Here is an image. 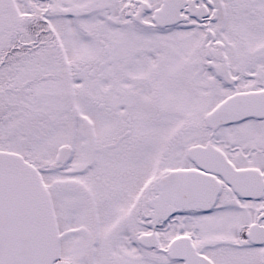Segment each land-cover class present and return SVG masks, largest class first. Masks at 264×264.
Returning <instances> with one entry per match:
<instances>
[{"label":"snow or ice","instance_id":"snow-or-ice-1","mask_svg":"<svg viewBox=\"0 0 264 264\" xmlns=\"http://www.w3.org/2000/svg\"><path fill=\"white\" fill-rule=\"evenodd\" d=\"M0 264H264V0H0Z\"/></svg>","mask_w":264,"mask_h":264}]
</instances>
